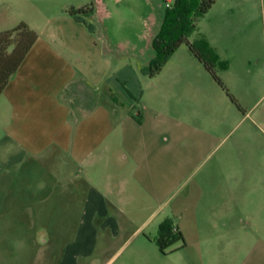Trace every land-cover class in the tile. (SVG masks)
<instances>
[{"label":"crops","instance_id":"1","mask_svg":"<svg viewBox=\"0 0 264 264\" xmlns=\"http://www.w3.org/2000/svg\"><path fill=\"white\" fill-rule=\"evenodd\" d=\"M69 19L94 30L85 18ZM104 36L89 51L73 36L36 33L0 93V215L11 226L23 209L21 244L56 243L57 264L87 262L98 251L109 263L131 241L132 254L152 243L165 219L185 247L245 218L254 231L264 225L255 131L231 139L226 130L247 115L189 50L182 61L177 48L149 77L140 68L152 54L117 52Z\"/></svg>","mask_w":264,"mask_h":264},{"label":"rangeland","instance_id":"2","mask_svg":"<svg viewBox=\"0 0 264 264\" xmlns=\"http://www.w3.org/2000/svg\"><path fill=\"white\" fill-rule=\"evenodd\" d=\"M172 3L173 0H0V31L24 23L35 34L54 30L67 41L73 36L82 49L89 51L98 46L101 49L104 35H107L109 44L117 52L135 49L141 52L142 60H147L153 55L151 38L159 29L166 7ZM86 5H91L93 12L83 18L94 26V30L87 29V33L65 13L71 7ZM101 20L105 31L100 27ZM188 39L203 44L215 58L217 75L238 104V112L247 115L245 121L234 128L233 124L226 127V130L232 128L231 139L245 129L254 130L257 156H263L264 0H215L197 19ZM178 50L175 54L178 59L192 58L185 44ZM94 61L97 66L101 59ZM208 82L216 88L210 77ZM152 85L150 83L146 91L153 90ZM22 213L23 209L19 208L17 216L13 217L15 221H21V224L16 222L21 226L19 231L14 230V220L10 226L4 212L0 215V264H57L62 250L56 243L49 249L21 244L27 235L21 230L26 223ZM242 221L245 224L242 227L204 234L209 242L185 244V247L183 242L176 241L162 253L153 239L152 243L132 254L135 241H131L109 263L108 255L98 251L95 257L80 264H264L261 242L264 225L254 231L249 227L248 218ZM65 222L66 226L71 225L69 218ZM69 235L63 234L65 238ZM255 244L257 248H254Z\"/></svg>","mask_w":264,"mask_h":264},{"label":"trees","instance_id":"3","mask_svg":"<svg viewBox=\"0 0 264 264\" xmlns=\"http://www.w3.org/2000/svg\"><path fill=\"white\" fill-rule=\"evenodd\" d=\"M214 2L215 0H173V3L166 7L159 29L151 38L153 55L140 68V71L149 77L155 76L174 51L180 45L185 44L212 79L225 91L230 101L238 107L234 97L224 87L216 73L215 58L210 55L203 44L191 42L188 39V35L195 29L197 19L203 16ZM66 12L83 20L82 16L91 14L93 7L91 5L79 8L71 7ZM35 37L36 34L33 30L24 23H19L12 29L0 31V93L30 49ZM154 241L162 253H165L166 249L176 241H181L184 244L181 233L170 219H165L159 224Z\"/></svg>","mask_w":264,"mask_h":264}]
</instances>
